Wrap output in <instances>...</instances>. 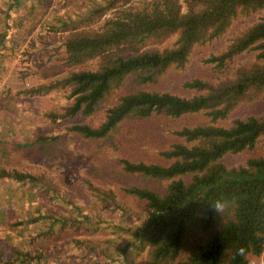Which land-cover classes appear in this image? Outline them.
<instances>
[{"label":"trees","instance_id":"1","mask_svg":"<svg viewBox=\"0 0 264 264\" xmlns=\"http://www.w3.org/2000/svg\"><path fill=\"white\" fill-rule=\"evenodd\" d=\"M7 1L9 10L2 11L0 46L5 45L8 19L13 18L10 10L20 5L18 0ZM102 1L93 5L84 27L70 20L69 30L58 40L66 71L28 89L33 94H45L57 87L67 89L71 102L54 116L59 119L93 114L115 90L122 91L105 108L98 125L74 123L66 127V133L86 149L122 145V138L124 146L133 150L134 124L126 122L155 119L159 114L176 119L197 112L210 122L186 123L173 129L179 139L147 160L119 158L122 173L138 180L136 185L122 186L120 196L123 202L140 208L143 218L125 228L128 240L122 241L117 259L121 257L122 264H248L246 255L258 257L264 249V107L259 114L234 118L229 125L217 121L226 119L242 101L264 102V12L219 52L203 59L223 74L214 81L200 77L184 80L185 87L196 91L190 95L145 86L170 66H184L194 44L219 39L238 15L264 11V0ZM111 6L114 13L92 26L93 18ZM34 27L25 29L23 37L10 40V52ZM173 34L176 38L171 44L143 48ZM248 50L256 51L258 61L231 66L235 56ZM96 58L95 68L83 66ZM23 143L29 148L28 155L46 163L44 166L57 169L67 165L61 159L70 154L57 135L37 134L25 137ZM258 144L262 154L247 158L244 164L226 166L221 161L226 153ZM89 160H96L94 152H90ZM12 163H16L14 157L0 147V180L52 190L50 180L42 174L29 173ZM96 163L93 173L99 177L106 166ZM110 200L113 207L125 212L124 204ZM217 202L221 205L218 213L208 207ZM64 203L72 208L73 215L55 217L36 209L35 217L47 216L51 224L90 219L91 214L75 202L65 199ZM101 221L97 218L95 222ZM39 258L38 254L20 251L4 261L0 252V264H12L15 259L20 264H38Z\"/></svg>","mask_w":264,"mask_h":264},{"label":"rangeland","instance_id":"2","mask_svg":"<svg viewBox=\"0 0 264 264\" xmlns=\"http://www.w3.org/2000/svg\"><path fill=\"white\" fill-rule=\"evenodd\" d=\"M18 1L20 5L10 10L13 18L8 19L10 28L4 40L5 45L0 46V147L14 157L16 163L12 164H18L17 167L29 173L42 174L45 179L50 180L53 188L51 190L0 180V252L4 261H10L14 252L29 251L40 256L38 264H122L123 259L117 257L122 241L128 240L125 228L140 223L143 212L133 203L122 201L121 187L136 185L138 180L122 173L119 158L147 160L162 147L179 139L173 129L186 123H210L209 119L200 112L176 119L159 114L155 119L126 122L129 126L134 124L132 133L135 136L130 144L133 150L124 146L125 140L122 138V145L115 143V146L106 144L98 148H84L71 133H66V127L74 123L98 125L103 120L105 108L111 106L122 91L115 90L104 106L93 114H77L59 119L54 116L60 115L63 108L71 102L67 97V89L57 87L45 94H33L28 89L44 84L66 71L60 58L62 53L57 48L58 40L69 30L70 20L80 28L84 27L83 22L88 19L93 5L103 4L104 1ZM122 1L119 0L121 3ZM8 6L7 0H0V32L4 22L2 11L9 10ZM114 9L111 6L103 15L95 16L91 25L96 26L104 18L111 16ZM263 12L261 10L238 15L219 39L194 44L184 66H170L162 75L147 83L145 88L190 95L196 91L185 87L182 84L184 80L200 77L214 81L216 77L222 76L213 63L204 62L203 59L219 52ZM63 22H66V27ZM32 25L35 27L10 52V40L23 37L25 29ZM175 38L176 34H173L158 42L152 41L143 48L162 47L171 44ZM255 53L254 50L240 53L235 56L231 66L258 61ZM96 63L97 58L87 61L83 66L93 69ZM263 107L264 102L259 99L242 101L226 119L217 123L229 125L234 118L259 114ZM37 134L58 136L61 146L70 154L63 156L65 161L61 159L67 165L50 169L43 165L46 163L28 155L29 148L23 140L25 137L34 138ZM90 152H94L96 156L94 162L89 160ZM262 152L263 149L258 144L252 149L234 154L226 153L221 161L226 166H236ZM96 162L106 166L105 172H100L99 177L93 173ZM109 194L111 197H108ZM65 199L75 202L84 212L90 213V219L62 224L57 221L51 224V219L47 216L35 217L36 209L55 217L73 215L74 211L65 205ZM110 199L120 202V205L124 204L125 212L113 207ZM97 218L104 221L97 224ZM46 227H50L49 231ZM246 258L248 264H264V249L260 256L246 255ZM31 262L35 263V260ZM11 263L20 264L17 259Z\"/></svg>","mask_w":264,"mask_h":264},{"label":"clouds","instance_id":"3","mask_svg":"<svg viewBox=\"0 0 264 264\" xmlns=\"http://www.w3.org/2000/svg\"><path fill=\"white\" fill-rule=\"evenodd\" d=\"M208 207L210 208V210L215 211L217 213L221 210V205L218 202L208 205ZM240 251L243 252V249H241Z\"/></svg>","mask_w":264,"mask_h":264}]
</instances>
